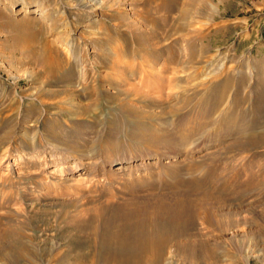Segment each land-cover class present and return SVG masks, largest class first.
I'll return each mask as SVG.
<instances>
[{
    "label": "rangeland",
    "instance_id": "rangeland-1",
    "mask_svg": "<svg viewBox=\"0 0 264 264\" xmlns=\"http://www.w3.org/2000/svg\"><path fill=\"white\" fill-rule=\"evenodd\" d=\"M107 203L264 264V0H0L1 226L61 264Z\"/></svg>",
    "mask_w": 264,
    "mask_h": 264
},
{
    "label": "bare ground",
    "instance_id": "bare-ground-1",
    "mask_svg": "<svg viewBox=\"0 0 264 264\" xmlns=\"http://www.w3.org/2000/svg\"><path fill=\"white\" fill-rule=\"evenodd\" d=\"M77 186H81V183ZM89 215V220L81 221L83 225H78L81 220L78 219L76 236L71 237L75 245L84 246L86 251L76 252L69 248L65 256L59 258L61 264H165V247L171 239L177 240L176 245L186 252L187 248H197L198 243L208 244L206 239L200 240L201 237L197 240L193 237L187 239L184 220H170L166 213L157 210L120 215L107 203ZM2 224L0 220V263L34 264L29 249L31 244L28 246L25 240L24 225L2 227ZM214 252H206L208 254L201 259L194 252L195 256L190 257V262L197 264L198 261L208 260L207 264H213L216 260Z\"/></svg>",
    "mask_w": 264,
    "mask_h": 264
}]
</instances>
